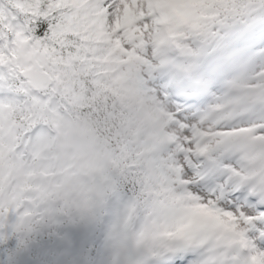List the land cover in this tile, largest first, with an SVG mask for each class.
<instances>
[{
	"label": "snow or ice",
	"instance_id": "1",
	"mask_svg": "<svg viewBox=\"0 0 264 264\" xmlns=\"http://www.w3.org/2000/svg\"><path fill=\"white\" fill-rule=\"evenodd\" d=\"M0 264H264V0H0Z\"/></svg>",
	"mask_w": 264,
	"mask_h": 264
}]
</instances>
